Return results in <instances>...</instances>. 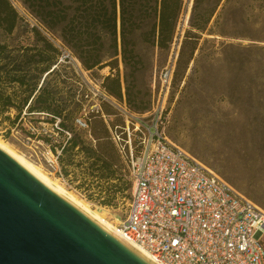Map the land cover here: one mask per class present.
<instances>
[{"label":"trees","instance_id":"trees-1","mask_svg":"<svg viewBox=\"0 0 264 264\" xmlns=\"http://www.w3.org/2000/svg\"><path fill=\"white\" fill-rule=\"evenodd\" d=\"M241 1L192 0L171 87L181 99L187 87L201 85L206 78L226 80L228 91L225 94L230 103L235 106L242 102L244 112L249 116L248 128L254 133H264V46L225 43L216 46L213 38L227 36L222 29L226 23L225 15L234 27L248 26ZM23 4L38 18V27L26 22L10 0H0V113L14 110V122L21 119L24 110L29 114H42L49 118L47 123L56 133H70L65 121L72 119L73 112L67 111L64 103L63 109L59 108L57 87L50 81L60 66L57 64L59 49L52 39L55 34L85 71L105 67L116 70L120 53L125 70L126 104L135 113L147 111L148 106L145 103L141 106L142 101L132 90L135 73L143 66L137 53L136 38L141 39V44L156 49L159 55H168L185 9V0H68V4L60 0H23ZM227 38L248 37L232 33ZM102 87L109 96L121 100L119 73L105 77ZM189 93L195 95L201 91ZM104 106L108 105L103 104L102 111ZM95 118L100 120L91 123ZM56 123L58 130L54 128ZM88 124L89 132L95 124L100 125L93 131L94 137L97 134L103 136L96 137L97 140L110 141L107 126L100 117L90 116ZM78 137L75 135L68 140V150L79 146ZM101 149L84 148V151L88 159L93 160L91 169L97 168L104 178H111L115 164L108 149ZM256 150L264 173V138ZM130 188L131 184L126 183L122 195L124 201L130 196ZM263 188L264 181L260 190ZM259 200L264 209V190L260 191ZM102 204L109 206L110 202Z\"/></svg>","mask_w":264,"mask_h":264},{"label":"rangeland","instance_id":"rangeland-1","mask_svg":"<svg viewBox=\"0 0 264 264\" xmlns=\"http://www.w3.org/2000/svg\"><path fill=\"white\" fill-rule=\"evenodd\" d=\"M60 1L68 4V0ZM10 2L26 22L30 25H39L38 18L27 9L23 0ZM187 3L188 0H185V9L168 55H159L156 49L141 44V39L136 38L137 53L143 60V66L135 73L136 81L132 84V90L142 101L141 106L144 103L148 106L147 111L163 103L164 134L171 142L215 171L261 207L259 198L260 191L264 190V188L260 190L264 173L256 148L264 138V133L260 131L254 133L248 128L249 116L245 114L242 102L235 106L230 103L228 95L225 94L228 91L227 81L206 78L201 85L187 87V92L181 95V99L180 96H176L171 84L166 91L165 85L160 81L161 73L166 68L171 66L172 72L174 70L179 44L186 29L185 14L189 12ZM241 3L243 15L249 20L248 26L234 27L233 22L228 21V15H225L226 23L222 29L227 36L242 33L248 38L231 39L227 36L226 38L215 36L213 38L216 40V46L220 43L264 46V0H242ZM238 19L239 15L236 16V20ZM52 39L59 45L60 41L56 34ZM116 66V70L112 71L109 67L93 72L85 71L82 67L81 69L94 82L103 81L105 77L119 73L124 94L125 70L120 53ZM81 77V73L73 64L65 62L60 63L56 75L50 78L51 84L57 87L59 108L63 109L64 103L66 110L73 112L72 119L82 108L81 104L76 102L79 89L76 83ZM196 90L201 93L195 95L189 93ZM103 111L110 114L111 124L121 123L116 111L110 106H104ZM15 114L14 110L5 114L0 113V139L48 178L55 180L94 214L116 226L124 215L126 204V200L122 199L124 186L126 183L131 184L130 194L132 183L128 169L120 160L112 143L104 139L97 140L96 137L103 138L100 134L94 137L93 131L99 129L100 125L95 124L93 131L91 129L88 135L87 132L75 130L71 118L66 120L65 125L71 138L79 136L77 138L79 146L70 151L67 137L56 134L53 126L47 123L49 119L47 116L25 112L18 122H14ZM95 119H92L91 123L100 120ZM63 146L64 151L60 152ZM84 148L98 151L102 150L101 148L108 149L115 164L111 178H104L97 168L91 169L93 160L88 159ZM104 201H109L110 205H103Z\"/></svg>","mask_w":264,"mask_h":264},{"label":"built area","instance_id":"built-area-1","mask_svg":"<svg viewBox=\"0 0 264 264\" xmlns=\"http://www.w3.org/2000/svg\"><path fill=\"white\" fill-rule=\"evenodd\" d=\"M56 45L57 64L69 62L82 76L74 129L89 135V117H100L128 169L132 189L116 225L124 236L159 264H264V209L165 136L163 103L133 112L123 93L120 101L109 96L102 81L90 80L74 55ZM171 79L170 66L160 76L166 91ZM103 104L116 111L120 124H111Z\"/></svg>","mask_w":264,"mask_h":264},{"label":"water","instance_id":"water-1","mask_svg":"<svg viewBox=\"0 0 264 264\" xmlns=\"http://www.w3.org/2000/svg\"><path fill=\"white\" fill-rule=\"evenodd\" d=\"M0 264L152 263L0 151Z\"/></svg>","mask_w":264,"mask_h":264},{"label":"bare ground","instance_id":"bare-ground-1","mask_svg":"<svg viewBox=\"0 0 264 264\" xmlns=\"http://www.w3.org/2000/svg\"><path fill=\"white\" fill-rule=\"evenodd\" d=\"M189 7L190 6H188V10H189ZM187 18H188V11L185 14V21L187 20ZM0 151L3 152L5 155H7L9 158H11L15 163H17L20 167H22L30 175L35 177L37 180H39L44 185H46L51 190H53L55 193L60 195L62 198H64L69 203L74 205L76 208L81 210L83 213L88 215L90 218L95 220L101 226L106 228L108 231H110L112 234H114L116 237H118L120 240H122L125 244H127L129 247H131L133 250H135L137 253H139L141 256H143L150 263L159 264L158 262H156V260L151 255H149L141 247H139L135 243L129 241L124 236V234L115 225L107 223L102 218H100L99 216L94 214L92 211H90L86 206H84V204H82L80 201H78L71 193L66 191L55 180H52V179L48 178L46 175H44L37 167H35L32 163H30L25 158H23L11 146H9L6 142H4L1 139H0Z\"/></svg>","mask_w":264,"mask_h":264}]
</instances>
